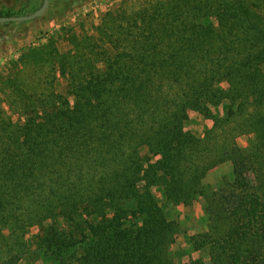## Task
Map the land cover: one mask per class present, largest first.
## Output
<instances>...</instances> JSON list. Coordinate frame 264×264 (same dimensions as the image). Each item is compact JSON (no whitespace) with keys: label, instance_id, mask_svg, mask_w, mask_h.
<instances>
[{"label":"trees","instance_id":"obj_1","mask_svg":"<svg viewBox=\"0 0 264 264\" xmlns=\"http://www.w3.org/2000/svg\"><path fill=\"white\" fill-rule=\"evenodd\" d=\"M96 32L69 31L65 54L30 48L0 76V224L41 227L61 264L78 248V264H174L179 229L154 190L190 207L231 162L234 182L206 198L209 229L191 238L209 261L189 264H264V0H154ZM191 106L223 108L219 128L236 123L248 147L196 138Z\"/></svg>","mask_w":264,"mask_h":264},{"label":"rangeland","instance_id":"obj_2","mask_svg":"<svg viewBox=\"0 0 264 264\" xmlns=\"http://www.w3.org/2000/svg\"><path fill=\"white\" fill-rule=\"evenodd\" d=\"M151 1L154 0H50L49 9L42 18L24 23L0 24V76H7L10 66L30 48H41L56 41L59 51L62 54L68 53L73 50L69 44V31L73 30L79 36L85 32L95 37L96 28L103 24L108 15L117 12L131 14ZM43 3L44 0H0V9H13L16 17L29 16L39 10ZM107 48L110 49V46L107 45ZM100 66L104 68L102 64ZM66 90L67 81L59 74L54 91L66 95ZM6 110L11 114L9 107L6 106ZM188 114L186 129L196 138L202 140L209 132H215L216 136H211L212 145L219 142L222 145L228 144L235 140V144L242 150L248 147L251 137L238 136L236 123L222 130L219 128L222 118L227 117L223 108H219L218 112L212 109L210 118L199 115L195 106L190 107ZM12 116L16 123L18 116ZM146 153L147 149H143L142 155ZM229 182H234L232 163L226 162L216 166L203 180V195L197 197L190 207L167 203L161 191L154 190L157 198L161 200L160 206L163 207L168 221L176 224L179 229L174 243L169 248V255L174 264H189L199 259L209 261L208 250L195 251L191 238L208 231L206 198ZM49 223L51 221L47 224ZM44 234L41 227L23 219L0 224V264H61L47 247L41 245L40 240ZM71 251V258L65 264H78L76 260L82 256L81 249Z\"/></svg>","mask_w":264,"mask_h":264},{"label":"water","instance_id":"obj_3","mask_svg":"<svg viewBox=\"0 0 264 264\" xmlns=\"http://www.w3.org/2000/svg\"><path fill=\"white\" fill-rule=\"evenodd\" d=\"M49 5H50V0H44L43 6L33 14L29 16H19V17H2L0 18V24L24 23L42 18L49 9Z\"/></svg>","mask_w":264,"mask_h":264}]
</instances>
